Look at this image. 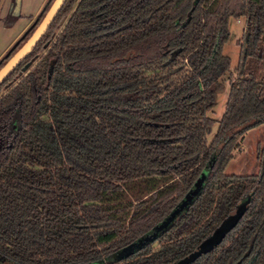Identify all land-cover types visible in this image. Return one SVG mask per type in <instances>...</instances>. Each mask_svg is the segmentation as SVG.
<instances>
[{
  "label": "trees",
  "instance_id": "1",
  "mask_svg": "<svg viewBox=\"0 0 264 264\" xmlns=\"http://www.w3.org/2000/svg\"><path fill=\"white\" fill-rule=\"evenodd\" d=\"M261 66L264 0H64L0 82V264H189L243 198L219 264H264V146L257 173L224 171L264 123Z\"/></svg>",
  "mask_w": 264,
  "mask_h": 264
},
{
  "label": "rangeland",
  "instance_id": "2",
  "mask_svg": "<svg viewBox=\"0 0 264 264\" xmlns=\"http://www.w3.org/2000/svg\"><path fill=\"white\" fill-rule=\"evenodd\" d=\"M16 5H17V1L14 0V2L9 7V11L11 10L12 6L14 9V6ZM33 17L31 18L30 22L32 21ZM227 27H228L229 35L226 42L222 46V53H224L229 57V69H232L237 61L238 40L240 34L244 29V20L243 18L235 19L231 17L228 19ZM255 75L257 77L264 75V66L259 67L255 71ZM225 84L226 82L224 83V85ZM226 93H227V86L225 85L223 89L217 93L214 104L211 107V109L207 111L208 116L215 119H217L220 116V113L223 110ZM214 127L215 124L212 127V131L214 130ZM207 138H210V135ZM263 146H264V123H261L258 124L257 126H254L246 130L242 134V136L239 138L238 146L235 150H233L232 157L226 164L224 171L226 173H236V174L257 173L261 169V164H262L261 148ZM199 185H197V187ZM195 190L196 189H194L192 192L189 191L188 193L189 198L191 197L192 194L195 193ZM244 202L245 199L243 198L235 205V208L231 211V213L224 218L222 222L224 228H226L230 224V222H232V220L233 223L230 225L228 229L222 232L221 236L218 238L219 243H221L220 248L212 247L211 250H209L208 252H204V250L202 249L201 250L202 252L200 254H197L196 256H193L190 259L189 264H219L222 258L227 257L230 248L236 244L235 243L236 238L239 237V235L243 231L242 226L244 225L245 220L243 218V215L241 214V210L245 205ZM226 246L227 248L223 250V248ZM198 258H201L202 260L199 261Z\"/></svg>",
  "mask_w": 264,
  "mask_h": 264
},
{
  "label": "crops",
  "instance_id": "3",
  "mask_svg": "<svg viewBox=\"0 0 264 264\" xmlns=\"http://www.w3.org/2000/svg\"><path fill=\"white\" fill-rule=\"evenodd\" d=\"M45 0H17L9 11L11 0H0V55L27 27ZM10 13V15H9Z\"/></svg>",
  "mask_w": 264,
  "mask_h": 264
},
{
  "label": "water",
  "instance_id": "4",
  "mask_svg": "<svg viewBox=\"0 0 264 264\" xmlns=\"http://www.w3.org/2000/svg\"><path fill=\"white\" fill-rule=\"evenodd\" d=\"M64 0H51L48 7L46 8L45 12L41 16L38 23L35 25L31 33L28 35V37L18 46V48L3 62V64L0 66V82L1 80L16 66L18 62H20L33 48L36 41L41 37V35L46 30L47 26L50 24L52 19L54 18L55 14L61 7ZM26 66V65H25ZM24 66V67H25ZM199 179L194 184L193 188L190 190L192 192L194 189L197 188V185H199ZM188 195L181 201V204L185 202L186 199H188ZM179 206H177L178 208ZM176 212V208L173 209V211L170 213V218L174 213ZM167 218V219H168ZM162 223H165L163 221ZM218 232L221 236L223 229H218ZM218 240V239H217ZM135 245V244H133ZM131 246L126 247L124 251H128ZM11 264V263H8Z\"/></svg>",
  "mask_w": 264,
  "mask_h": 264
},
{
  "label": "flooded vegetation",
  "instance_id": "5",
  "mask_svg": "<svg viewBox=\"0 0 264 264\" xmlns=\"http://www.w3.org/2000/svg\"><path fill=\"white\" fill-rule=\"evenodd\" d=\"M125 249H126V248H125ZM125 249H123V252H124V254L128 252V251H127V252H126V251H124Z\"/></svg>",
  "mask_w": 264,
  "mask_h": 264
}]
</instances>
